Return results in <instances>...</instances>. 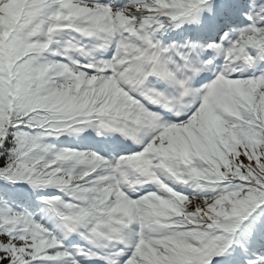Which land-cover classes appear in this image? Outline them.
Segmentation results:
<instances>
[{
  "label": "snow or ice",
  "instance_id": "6c2138e0",
  "mask_svg": "<svg viewBox=\"0 0 264 264\" xmlns=\"http://www.w3.org/2000/svg\"><path fill=\"white\" fill-rule=\"evenodd\" d=\"M0 264H264V0H0Z\"/></svg>",
  "mask_w": 264,
  "mask_h": 264
}]
</instances>
